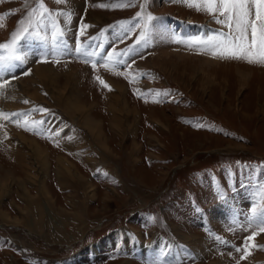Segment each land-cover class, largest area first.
I'll return each instance as SVG.
<instances>
[{"label":"rangeland","instance_id":"obj_1","mask_svg":"<svg viewBox=\"0 0 264 264\" xmlns=\"http://www.w3.org/2000/svg\"><path fill=\"white\" fill-rule=\"evenodd\" d=\"M39 2L0 0V44ZM42 2L0 65V264H264V64L183 0Z\"/></svg>","mask_w":264,"mask_h":264},{"label":"snow or ice","instance_id":"obj_2","mask_svg":"<svg viewBox=\"0 0 264 264\" xmlns=\"http://www.w3.org/2000/svg\"><path fill=\"white\" fill-rule=\"evenodd\" d=\"M56 2L62 3L63 0H56ZM183 2L186 3V6L194 8L197 11L212 14L216 23L228 28L227 32H218L208 36L206 40L201 39L196 41V43L203 45L214 56H219L220 58L264 64V0H183ZM45 15L51 16L52 13L49 12L45 4L40 0L39 9H33L30 14V16H37V28L29 31V27L22 25L20 30L11 37L10 43L0 44V50L7 53L6 56L0 57L2 70H10L14 66V62H24L25 57L20 54L21 41L27 36L32 35V32H36V35L40 36L38 28L43 23ZM57 15H64V13H57ZM152 19L151 15L147 16V21H151ZM29 24H31V19L29 20ZM87 27L88 25L81 26V35H83L84 29ZM59 31V29H56L52 34L54 44L58 43L56 33ZM143 38L144 33L142 32L141 39ZM139 42L137 41V43ZM77 52H80V49H77ZM84 54L87 55L88 53L85 52ZM100 83L108 87L103 80ZM4 86L3 83H0V88ZM37 111L41 110L37 109ZM43 111L46 112L47 110ZM36 123L42 124V121H37ZM261 198L264 200V190H262ZM255 213L256 210L253 209L254 218ZM257 227H259L261 232H264V215L260 216ZM254 239L255 234L249 236L246 243L254 241ZM252 246L255 245L253 244Z\"/></svg>","mask_w":264,"mask_h":264},{"label":"bare ground","instance_id":"obj_3","mask_svg":"<svg viewBox=\"0 0 264 264\" xmlns=\"http://www.w3.org/2000/svg\"><path fill=\"white\" fill-rule=\"evenodd\" d=\"M166 44V43H165ZM211 60L206 61V63H209ZM114 103V102H113ZM117 105V104H116Z\"/></svg>","mask_w":264,"mask_h":264}]
</instances>
